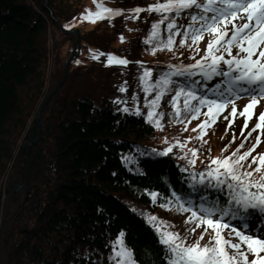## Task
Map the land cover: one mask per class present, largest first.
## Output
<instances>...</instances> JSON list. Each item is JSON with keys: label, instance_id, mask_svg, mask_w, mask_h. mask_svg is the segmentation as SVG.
<instances>
[{"label": "trees", "instance_id": "1", "mask_svg": "<svg viewBox=\"0 0 264 264\" xmlns=\"http://www.w3.org/2000/svg\"><path fill=\"white\" fill-rule=\"evenodd\" d=\"M85 2L0 0V224L7 207L6 195L10 194V210L0 232V264H81L86 253L90 255L84 264H109L111 248L105 245L121 229L126 232V243L136 259L142 261L145 249L158 250L157 238L142 217L131 211L133 208L170 221L175 225L174 231H185L187 213L176 214L158 204L153 206L147 195L137 191L150 189L168 195V188L160 180L164 175L178 186L181 174L177 164L185 163L176 158L181 154L179 149L174 148L166 157H138L143 176L128 171L121 156L135 154L136 146L160 150L167 146L162 143L165 138L169 142L174 137L183 141L198 132L191 130V135L182 131L184 124H169L167 115L162 120L164 128L159 130L146 124L142 117L118 113L119 106L112 99L128 97L131 107L134 90L146 112L144 96L135 79L138 67L135 63L126 68L105 67V57L92 60L89 49L141 61L153 68V79L168 63L192 61L188 59L190 52L179 46L177 38L175 56L167 50L150 54L143 40L152 22L158 19L155 13L142 12L135 21L115 17L111 25L107 20L90 23L79 17L85 8L95 10L93 2ZM100 2L126 10L155 0ZM179 22L186 24L187 16ZM58 23L64 30L78 29L79 55L70 63L63 84L40 111L37 129L36 114L61 79L76 39L75 34L61 32ZM65 24L73 27L65 28ZM121 34L125 37L123 43L118 38ZM201 43L196 58L203 55ZM123 81H127V92L122 94L117 86ZM215 82L216 79L209 85ZM168 99L170 96L161 101L160 110L165 113L171 111ZM201 119L197 118L196 126ZM194 120L185 123L190 125ZM245 134L220 120L206 129V144L201 146L200 140L193 139L186 148L200 149L195 167L202 169L209 155L220 156L221 149L228 145L223 153L227 155ZM36 136L25 154L23 145ZM252 137L245 141L241 153L250 146ZM262 143L251 155L264 152V139ZM15 186L20 187L11 192ZM201 230L197 228L189 242Z\"/></svg>", "mask_w": 264, "mask_h": 264}, {"label": "snow or ice", "instance_id": "2", "mask_svg": "<svg viewBox=\"0 0 264 264\" xmlns=\"http://www.w3.org/2000/svg\"><path fill=\"white\" fill-rule=\"evenodd\" d=\"M93 4L95 10L85 8L79 14L81 21L107 20L111 25L115 17L135 21L142 12L155 13L158 19L152 22L143 40L149 46L150 54L167 50L175 56L174 48L179 38V46L187 48L188 59L194 61L168 63L153 79V68L141 61L133 62L111 52L89 49L92 60L105 57V67L126 68L130 63L138 67L135 79L138 80L137 88L143 93L146 112L142 111L135 90L130 97L131 107L128 97L112 99L111 102L119 106L116 111L142 117L146 124L159 130L164 128L165 115L169 117V124H184L182 131L187 130L185 121L190 123L201 115L205 117L192 129L193 132L199 130L195 137H186L183 141L174 137L171 142L165 138L162 143L167 146L160 150L136 146L135 154L121 156V163L128 171L143 176L145 173L138 166L141 162L138 157H166L174 148L179 149L181 154L176 158L185 163L177 164L181 174L178 186H173L170 177L164 175L160 180L168 188V195L150 189L137 191L147 195L153 206L158 204L165 211L188 215L184 220L185 231L181 234L172 230L175 225L170 221L131 209L155 233L158 250L145 249L143 260L138 261L134 250L126 243V232L121 229L115 239L105 245L111 248L107 256L109 264H264V152L251 155L261 142L264 111L256 116V123L236 149L224 155L228 148L225 145L220 156L209 155L208 163L202 169L195 167L200 149L186 148L193 139L200 140L201 146L206 144L203 140L206 129L229 106L231 112L224 119L230 127L236 118L243 117V134L253 117V109L264 99V0H155L144 7L126 10L107 7L100 0H93ZM185 15L188 22L180 23ZM64 27L72 28L73 25L65 24ZM118 38L121 43L125 40L122 34ZM201 41H206L203 55L196 58L201 52ZM75 62L80 63L79 60ZM214 79L216 82L210 86L209 82ZM117 90L126 93L127 81L121 82ZM169 96L171 111L165 113L160 110L161 101ZM242 96L250 99L238 111L236 100ZM252 132H257L256 142L241 153L240 149ZM97 211L102 213L101 209ZM257 216L259 223L253 227L252 220ZM197 228L202 229L200 234L189 242ZM89 255L86 253L81 258V264Z\"/></svg>", "mask_w": 264, "mask_h": 264}, {"label": "water", "instance_id": "3", "mask_svg": "<svg viewBox=\"0 0 264 264\" xmlns=\"http://www.w3.org/2000/svg\"><path fill=\"white\" fill-rule=\"evenodd\" d=\"M58 27L60 29L61 32H63L64 34H75L76 35V39L74 41V44H73V47H72V50L68 56V58L66 59L65 61V64H64V67H63V74H62V77L61 79L59 80V82L57 83V85L52 89V91L48 94V96L46 97V99L43 101V103L41 104L37 114H36V118H35V121H36V126H37V129L39 128V113L40 111L42 110V108L44 107V105L46 104V102L49 100V98L56 92V90H58L60 88V86L63 84V82L65 81V78H66V75H67V71H68V67L72 61L73 58H76L78 56V51H79V44H80V35H79V31L77 29H74V30H63L60 26V24L58 23ZM37 139V136L31 141V142H28V143H25L23 145V149H24V153L27 154V148L28 146H30L31 144H33ZM20 186H15L11 192H13L14 190L18 189ZM9 195L10 194H7V200L9 198ZM9 206V202L7 203V207ZM9 211V208H7L6 210V213H8ZM5 219L2 220L1 222V227L4 223ZM1 227H0V231H1Z\"/></svg>", "mask_w": 264, "mask_h": 264}, {"label": "rangeland", "instance_id": "4", "mask_svg": "<svg viewBox=\"0 0 264 264\" xmlns=\"http://www.w3.org/2000/svg\"><path fill=\"white\" fill-rule=\"evenodd\" d=\"M86 2V5H89V4H91L93 1L92 0H85ZM71 30H74V29H71ZM71 47H73V45L71 46ZM62 56V55H61ZM250 98L249 97H247V96H242L241 98H239L238 99V101L236 102V106L239 108V109H242V107L245 105V104H247L248 103V100H249ZM228 108H230V106L228 107ZM261 111H264V99H261L260 101H259V103L255 106V108L253 109V117H252V121L251 120H249V124L250 125H252L253 126V124H254V122L256 121L255 119H256V116H258L259 115V113L261 112ZM227 112V109L225 110V112L224 113H226ZM223 113V114H224ZM240 120L244 123V120H243V117H241L240 118ZM192 127H194V126H189L188 125V127H187V129H188V133H189V128H192ZM195 128V127H194ZM263 139H264V131H263V135H262V142H263ZM263 144V143H262ZM257 149H259V148H257ZM256 149V150H257ZM6 199H7V195H6ZM9 202V199L6 201V205H7V203ZM10 203V202H9ZM10 205V204H9ZM7 208H9V210H10V207L8 206V207H6V210H7ZM6 210H5V212H4V215L2 216V220L3 219H5V221H6V219H7V215H8V213H9V211H8V213H6ZM2 220H1V222H2ZM5 221H4V223H5ZM3 223V224H4ZM3 226V225H2ZM0 227H1V224H0ZM1 229H2V227H1ZM1 232V231H0ZM225 235H227V234H225ZM102 264H108V262H103Z\"/></svg>", "mask_w": 264, "mask_h": 264}]
</instances>
